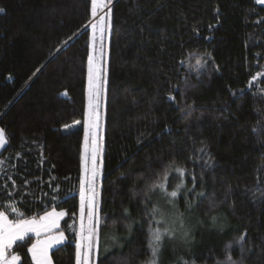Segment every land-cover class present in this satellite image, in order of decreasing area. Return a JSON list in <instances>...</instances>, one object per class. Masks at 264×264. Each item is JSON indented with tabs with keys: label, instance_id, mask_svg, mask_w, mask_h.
<instances>
[{
	"label": "trees",
	"instance_id": "16d2710c",
	"mask_svg": "<svg viewBox=\"0 0 264 264\" xmlns=\"http://www.w3.org/2000/svg\"><path fill=\"white\" fill-rule=\"evenodd\" d=\"M0 9V127L9 141L0 160L15 165L0 178L8 185L0 211L14 220L10 204L24 218L65 210L66 240L51 255L75 264L91 25L108 8L96 19L91 0H0ZM105 76L94 264H146L150 225L177 232L165 238L160 264H228V256L264 264V95L256 94L264 5L112 0ZM165 170L168 191L184 185L175 208L159 190L144 196ZM35 240L13 246L22 264H31Z\"/></svg>",
	"mask_w": 264,
	"mask_h": 264
},
{
	"label": "snow or ice",
	"instance_id": "6c2138e0",
	"mask_svg": "<svg viewBox=\"0 0 264 264\" xmlns=\"http://www.w3.org/2000/svg\"><path fill=\"white\" fill-rule=\"evenodd\" d=\"M256 3L264 4V0H255ZM111 3L112 0H106L103 5L108 8L105 18L101 17L100 24H92V40L95 45L97 39L100 41V54L97 57V62L94 65L93 57L88 58V83H89V111H88V124L85 128L84 135V146H85V159L89 158V135L92 136V146L90 150L91 168H86L87 173L86 181L81 182L80 187V240L75 245V264H94L95 256L99 250V227H100V217L98 214L97 205V190H96V180L100 174V170L97 166V159L102 152V148L99 145L96 135L100 128V114H99V102L102 94L101 89V66L99 60L103 57V41L106 32L111 28ZM98 0H91V13L93 17L97 15L98 10ZM4 11L0 9V12ZM99 32V36L98 33ZM197 65L204 67V64L200 60L196 61ZM259 73L253 75L249 81V88L257 82ZM259 95H264V89H257ZM174 99V97H170ZM79 123V122H77ZM9 141L5 130L0 128V150L5 149ZM20 159L19 155L15 157ZM11 159V158H9ZM9 167L15 168V165H9L7 160H0V178L4 177L8 172ZM177 172L183 176L185 173L184 168L175 169ZM18 174V173H15ZM167 171L165 170L163 177L161 178L158 174V178L154 181L145 191L144 196L147 201L151 200L149 193H154L157 190L166 198V203L175 208L174 198L178 197L179 192L184 188L183 183L177 184L175 190L168 191L167 187ZM195 180V176H192ZM7 180L15 184V181L11 179V175L7 176ZM27 183V181H25ZM85 183L87 184V189L85 188ZM195 184H193V189ZM0 191L8 192L7 182L0 185ZM87 193V194H86ZM10 209L12 213L17 214L16 219H9V213L5 211H0V264H22V257L19 253L13 251V246L17 245L18 242H24L30 234H34L36 240L31 243V246L27 248V252L31 254V264H53L50 257V250L54 245H58L64 242L66 237L63 232H59L58 235H53V230L59 227V220L66 215L64 211L57 212L53 209L51 212H45L44 215L37 218L32 216L31 218H24L23 213L18 212L15 204H10ZM87 208V227L85 226V214ZM160 213V208L153 205L151 211L148 213L151 217ZM182 215L180 214L181 226H182ZM213 220L216 218L213 217ZM163 221H157V224ZM130 230V226H129ZM87 233V234H85ZM246 235V233H245ZM245 235H242L239 239L243 241ZM41 236L44 238L41 239ZM167 238L169 241H173L177 238V232L174 229L165 227H155L151 225L148 229L147 244L150 251V259L146 261V264H160L161 254L164 250V241ZM181 238L188 242L190 240V233L184 231L181 234ZM228 264H236L232 260L231 256L227 257ZM182 264H187L183 261Z\"/></svg>",
	"mask_w": 264,
	"mask_h": 264
},
{
	"label": "rangeland",
	"instance_id": "374dc122",
	"mask_svg": "<svg viewBox=\"0 0 264 264\" xmlns=\"http://www.w3.org/2000/svg\"><path fill=\"white\" fill-rule=\"evenodd\" d=\"M105 3H106V0H98V5L99 6H98V10H97V15L95 16L94 19H96L101 14H103L104 10L107 8V7L104 8V6H103ZM261 5H264V4H261ZM101 17H104L105 18V22H106V19L107 18L105 16V14H103ZM101 17L94 24H100ZM91 30H92V27H91ZM109 33H110V29L105 34L104 41H103V45H104V47H103V53L104 54H103L102 59L99 60V63H100V66H101L100 80H101L102 94H101V97H100L99 109H98L99 114H100V128H99V130L97 132L96 138H97V141H98L99 145L102 148V152L100 153V156L97 159V166H98V168L100 170V174H99V176L97 177V180H96V190H97V193H98V195H97V205H98L99 197H100L101 179H102V171H103V164H102L103 142H102V138H103V130H104V109H105V106H104L105 104L104 103H105V90H106V76H105V71H106L107 65H108ZM97 34L99 36V32ZM92 35H93V33H92ZM91 47H92V49H91V55L90 56L93 57V62H94V65H95L96 62H97V57H99V54H100V41H99V39H97L95 45L93 44V40H92ZM88 105H89V83H88V80H87V106H86V117H85V119L83 121L84 130L87 127V124H88V111H89ZM0 128H2V127H0ZM91 146H92V136L90 134L89 135V158L87 160L85 159V146L83 147V154H82L83 155L82 156V181H86V178H87V173H86L85 169L86 168H88V169L91 168V159H90ZM85 188L87 189V184L86 183H85ZM53 209H55L57 212L64 211L66 213V211L63 210V209H57V208H53ZM53 209H50V210H48L46 212H51ZM44 213H42L39 216H37V218H39L40 216L44 215ZM65 216L66 215H64L59 220V227L57 229H54L53 230V233H52L53 235H58L59 232H63L60 229V227H61V222H62V220H63V218ZM79 217H80V214H79ZM79 222H80V218H79ZM87 223H88V221H87V208H86V214H85V226L86 227H87ZM79 233H80V229H79ZM85 234H87V233H85ZM29 236H34L35 237L34 234H30ZM64 236L66 237L65 233H64ZM43 238L44 237L41 236V239H43ZM79 240H80V234H79V237H78V242H79ZM58 245H60V244H58ZM58 245H54L53 248H55ZM52 249L50 250V253L49 254H50V257H51V259L53 261V258H52V255H51Z\"/></svg>",
	"mask_w": 264,
	"mask_h": 264
}]
</instances>
